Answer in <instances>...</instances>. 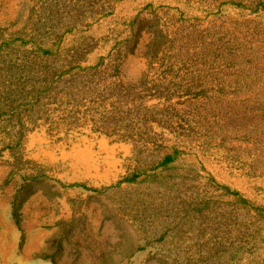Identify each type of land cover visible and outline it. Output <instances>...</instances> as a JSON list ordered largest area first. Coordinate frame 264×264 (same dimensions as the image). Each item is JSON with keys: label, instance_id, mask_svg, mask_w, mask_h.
I'll return each mask as SVG.
<instances>
[{"label": "rangeland", "instance_id": "1", "mask_svg": "<svg viewBox=\"0 0 264 264\" xmlns=\"http://www.w3.org/2000/svg\"><path fill=\"white\" fill-rule=\"evenodd\" d=\"M0 264H264V0H0Z\"/></svg>", "mask_w": 264, "mask_h": 264}, {"label": "trees", "instance_id": "2", "mask_svg": "<svg viewBox=\"0 0 264 264\" xmlns=\"http://www.w3.org/2000/svg\"><path fill=\"white\" fill-rule=\"evenodd\" d=\"M171 158L170 157H168V158H166L164 161L165 162H167L168 160H170ZM140 175V173L139 172H136V173H134L133 175H132V177H127L125 180H127V181H133V180H135V178L137 177V176H139Z\"/></svg>", "mask_w": 264, "mask_h": 264}]
</instances>
